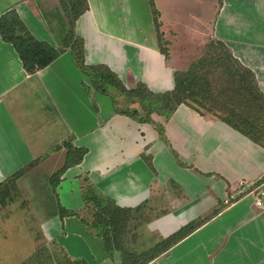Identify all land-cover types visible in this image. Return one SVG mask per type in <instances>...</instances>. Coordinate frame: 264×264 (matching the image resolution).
Returning a JSON list of instances; mask_svg holds the SVG:
<instances>
[{
	"label": "crops",
	"instance_id": "crops-1",
	"mask_svg": "<svg viewBox=\"0 0 264 264\" xmlns=\"http://www.w3.org/2000/svg\"><path fill=\"white\" fill-rule=\"evenodd\" d=\"M41 1L0 0V16L14 9L36 38L59 48L64 30L54 18L57 8L47 5L50 0L46 5ZM153 1L168 40V57L160 48L151 0H88L89 8L75 23L76 34L84 39L85 63L107 65L127 88L143 82L164 92L174 87L175 71L189 68L188 59L202 56L216 38L254 71L264 92V0ZM106 96L90 84L69 48L29 73L0 31V184L51 150L43 163L47 166L35 167L49 172L28 180L36 214L51 221L61 217L60 206L82 209L84 217L63 218L69 217L70 233L94 247L87 250L91 264H124L127 252L143 253L182 226L207 217L145 264H264V196L262 206L255 203V195L264 190V180L255 186L264 176V147L209 112L184 103L169 119L152 114L164 127L161 136L154 123L117 111ZM70 137L88 152L66 170L57 187L67 172L92 157L91 147L80 140L94 137L96 154L86 168L92 172L91 181L102 195L131 209L126 231L111 235L110 248L85 221H92L90 204L83 200L80 208H68L50 183L67 154L55 146ZM242 179L249 186L225 205L229 194L239 193ZM35 243L36 250H25L7 264L29 262L37 252V239Z\"/></svg>",
	"mask_w": 264,
	"mask_h": 264
},
{
	"label": "trees",
	"instance_id": "trees-1",
	"mask_svg": "<svg viewBox=\"0 0 264 264\" xmlns=\"http://www.w3.org/2000/svg\"><path fill=\"white\" fill-rule=\"evenodd\" d=\"M62 2L69 27L66 32L63 31L62 46L59 48L36 38L14 9L0 16V31L4 40L14 45L29 73L46 67L65 48H69L96 90L110 95L111 91L115 90L126 101V106L118 108V111L129 114L139 122L154 123L161 136L164 133V127L153 120L152 114L158 113L169 119L178 106L184 103L199 111L209 112L264 147V92L259 86L254 71L244 65L224 41L211 39L206 45L204 54L189 68L175 71V84L170 90L155 92L143 82H138L135 87L127 88L107 65L85 63L84 39L76 34L75 23L89 8L88 0H62ZM151 6L160 48L168 57V40L160 30L159 13L153 0H151ZM130 103L137 106L131 107ZM61 148L67 150L64 164L50 176V183L55 190L66 170L81 163L88 152L86 147L74 145L72 137L55 146V150ZM177 158H179L178 154ZM37 162H31L0 184V204H3L10 196L11 189L17 187L18 177ZM179 162L185 165L180 159ZM262 180L264 176L255 183V186ZM238 197L237 195L235 198ZM83 198L85 203L90 204L93 209V219L88 224L97 235L103 237L106 246L110 248L114 244L111 235L126 231L131 209L118 206L111 199L100 194L97 187L91 183L86 187ZM235 198L232 200L234 201ZM219 210L213 213L216 214ZM60 213L61 216L75 214L73 210L62 206H60ZM207 218L182 226L143 253L127 252L124 256V264H145L189 235Z\"/></svg>",
	"mask_w": 264,
	"mask_h": 264
},
{
	"label": "rangeland",
	"instance_id": "rangeland-1",
	"mask_svg": "<svg viewBox=\"0 0 264 264\" xmlns=\"http://www.w3.org/2000/svg\"><path fill=\"white\" fill-rule=\"evenodd\" d=\"M46 1L47 0H42L41 2L46 5ZM49 2L50 3L47 5H53V9L57 8L54 10V18H59L61 20H57L59 26L61 27L63 25L62 30L66 32L69 24L62 0H50ZM62 17L64 18V22L62 21ZM61 35L63 38V33ZM200 55L193 56L194 58L191 57L192 59H188L186 64L189 63L190 67L191 63L195 61L194 59H199L201 57ZM90 84L92 85L91 81ZM107 95L109 96H106L108 97L106 99H109L112 105L115 106L116 104L118 108H124L126 106V101L117 94L115 90L111 91V95ZM129 106L134 105L129 104ZM93 139L94 137H83L80 140V143L87 144L91 147L92 157L96 154ZM97 143H99L98 140ZM106 143L108 145L111 144L109 139L106 140ZM49 153H51V150L44 151L39 157L38 163L18 177L16 182L17 187L13 190L11 189L10 196L3 204H0V264H5L4 262L7 264L8 261H11V263L17 261L18 258L24 254L25 250H30L31 248H33L32 250H36L35 239H37V252L29 262L25 261L24 264H34V261L37 264H62L63 259L66 264H91V261H88L90 255L87 251L90 244L85 237L81 238L76 232L73 231L70 233L71 231H69L66 224L69 217H65L64 219V216H61L58 217V219L48 221L44 220V216H37L36 214L35 206L37 201L34 199V195L30 193V183L28 180L33 178V176L35 179L39 172L43 174L49 172L35 168L38 164L42 165L43 163H47L46 159ZM92 157L85 161L83 166L74 167L70 172H67L61 185L57 187L59 189H56L57 192L60 193L59 201L68 208H80L84 202V198L82 199V197L86 187L89 183L94 184L90 179L92 172L86 170V168L92 164ZM42 166L46 167L47 165L43 164ZM77 173H80V176L82 175L83 178L79 179L80 177L76 176ZM45 178H47V176L44 177V179ZM20 181L22 187L19 185ZM46 185L49 188L51 186L49 182ZM38 187H40V184H38ZM98 192L101 194L100 190H98ZM74 212L75 214L73 215L84 217L85 212L82 209H78ZM90 214H92V211ZM90 218L92 220L93 215H91ZM85 221H87V223L89 222L86 218ZM70 236L78 247L81 248L80 250L82 253H79L72 247L73 243ZM49 248L52 250H49ZM53 249L55 251H53ZM93 249L94 247H91V252ZM132 251L137 252V250Z\"/></svg>",
	"mask_w": 264,
	"mask_h": 264
},
{
	"label": "built area",
	"instance_id": "built-area-1",
	"mask_svg": "<svg viewBox=\"0 0 264 264\" xmlns=\"http://www.w3.org/2000/svg\"><path fill=\"white\" fill-rule=\"evenodd\" d=\"M248 185V181L242 179L240 182H239V188H240V191L239 193L237 194H229L228 197L225 198L224 202L229 204L231 203L235 197H237V195L241 194L244 192V190H246L245 188H247L246 186ZM249 186V185H248ZM252 190V189H251ZM254 191V190H252ZM263 196H264V190H260L256 195H255V203L256 205L258 206H262L263 205Z\"/></svg>",
	"mask_w": 264,
	"mask_h": 264
}]
</instances>
